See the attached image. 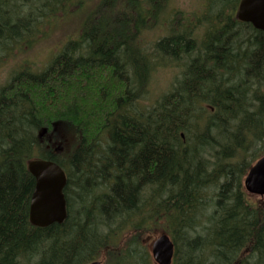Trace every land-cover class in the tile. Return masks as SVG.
Segmentation results:
<instances>
[{
  "label": "trees",
  "instance_id": "obj_1",
  "mask_svg": "<svg viewBox=\"0 0 264 264\" xmlns=\"http://www.w3.org/2000/svg\"><path fill=\"white\" fill-rule=\"evenodd\" d=\"M77 3L0 0V54ZM238 3L201 34L206 18L166 0L129 1L131 19L95 11L42 69L22 64L0 85V264H154L161 232L173 264H264V197L243 184L264 155V32L237 20ZM159 17L168 33L148 51L142 34ZM168 66L176 81L150 96ZM34 158L66 172L63 223L30 222Z\"/></svg>",
  "mask_w": 264,
  "mask_h": 264
},
{
  "label": "rangeland",
  "instance_id": "obj_2",
  "mask_svg": "<svg viewBox=\"0 0 264 264\" xmlns=\"http://www.w3.org/2000/svg\"><path fill=\"white\" fill-rule=\"evenodd\" d=\"M81 1V2H80ZM78 0L76 5H71L67 10L63 12H58L56 16H53L51 23H43L41 26V31H38L35 37V41L28 43H22L20 46H17L14 50L8 53L0 54V85H5L9 83L14 76V73L18 71V68L22 64H28L32 66L33 70H40L45 65L48 64L51 57L61 50V47L69 41L71 38H76L77 35L81 34V29L93 28L92 17L95 11H98V14L107 17H127L131 19L132 10L130 8L131 4H128L131 0H108L106 9L101 6L104 0ZM140 1V0H136ZM167 8H173L177 10H182L186 14L194 12L191 17L192 21H198L206 18L204 22H199L198 25H201L202 28L199 29V34L204 32L209 21L215 24V29L219 31L222 21L227 20L226 8L228 5L234 7L237 0H166ZM128 2V3H127ZM13 4V2H11ZM127 5L128 7L119 8L121 4ZM94 6L95 9H94ZM27 8V6H25ZM13 8L12 5L9 7ZM100 9V11H99ZM224 13L221 14V12ZM233 12V10H232ZM95 14V13H94ZM173 13L171 12V15ZM218 19H213V16ZM97 16V14H95ZM162 18V17H161ZM156 18L153 21L149 22L152 24L147 30L143 31V39L146 44L147 50L151 51L153 43L161 39L168 33L165 21H160L161 19ZM242 27L236 32L237 34L244 33L245 29ZM86 29H84L85 31ZM178 74V69L173 68L172 66L165 67L160 69L158 73L155 74L154 80L152 83V90H150V96L159 95L162 92L171 88L172 84L176 81ZM143 103L150 104L148 97H145ZM65 130L63 128L59 131ZM68 134V132H67ZM260 196H256V200ZM158 235V234H157ZM155 235L153 240L157 237ZM151 245H149V253Z\"/></svg>",
  "mask_w": 264,
  "mask_h": 264
},
{
  "label": "water",
  "instance_id": "obj_3",
  "mask_svg": "<svg viewBox=\"0 0 264 264\" xmlns=\"http://www.w3.org/2000/svg\"><path fill=\"white\" fill-rule=\"evenodd\" d=\"M237 18L264 32V0H240ZM48 128L39 132L43 138ZM56 151L62 150V142ZM28 170L35 178V188L32 193L29 218L38 227H48L54 223H63L68 217L67 199L64 189L67 176L60 164L53 160L34 158L27 163ZM244 186L250 194L264 196V156L260 157L247 172ZM174 243L170 236L162 233L152 244L151 254L156 264H172ZM88 264H103L95 260Z\"/></svg>",
  "mask_w": 264,
  "mask_h": 264
},
{
  "label": "flooded vegetation",
  "instance_id": "obj_4",
  "mask_svg": "<svg viewBox=\"0 0 264 264\" xmlns=\"http://www.w3.org/2000/svg\"><path fill=\"white\" fill-rule=\"evenodd\" d=\"M52 142H53V140H52ZM152 241H153V240H152ZM152 241H151V242H152Z\"/></svg>",
  "mask_w": 264,
  "mask_h": 264
}]
</instances>
